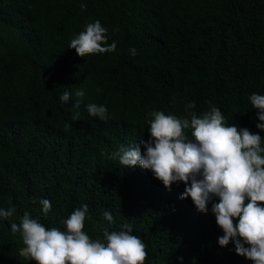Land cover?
I'll return each instance as SVG.
<instances>
[{
  "label": "trees",
  "instance_id": "obj_1",
  "mask_svg": "<svg viewBox=\"0 0 264 264\" xmlns=\"http://www.w3.org/2000/svg\"><path fill=\"white\" fill-rule=\"evenodd\" d=\"M95 21L116 50L82 59L70 42ZM253 93L264 95V0H0V209L15 208L0 218V264H35L11 231L25 212L64 230L61 221L84 204L92 239L129 224L147 246L145 264H251L232 242L219 246L217 198L198 212L180 199L183 183L166 190L111 154L132 145L143 152L149 114L188 118V102L197 115L215 105L229 125L264 138ZM89 103L104 105L109 120L90 117ZM42 199L51 202L46 216Z\"/></svg>",
  "mask_w": 264,
  "mask_h": 264
},
{
  "label": "clouds",
  "instance_id": "obj_2",
  "mask_svg": "<svg viewBox=\"0 0 264 264\" xmlns=\"http://www.w3.org/2000/svg\"><path fill=\"white\" fill-rule=\"evenodd\" d=\"M85 8L81 4V9ZM69 48L84 59L114 52L116 43H108V29L95 21L71 40ZM129 51L136 54L134 48ZM74 95L77 99L73 108L78 109L85 91L76 90ZM70 97L65 91L60 100L68 103ZM249 100L259 121L256 128L264 131V95L253 93ZM85 107L90 117L102 122L110 118L104 105L89 103ZM195 107L194 102L185 105L188 118L152 111L148 121L150 139L141 142L144 151L133 145L121 146L111 158L124 168L139 166L150 171L166 190L183 183L180 199L190 198L198 212L207 213L209 203L217 198L219 202L212 203L211 212L223 232L218 238L219 246L232 242L236 255L251 264H264V138L229 125L215 105L210 104L202 115H197ZM79 118L78 111L71 117L73 121ZM70 128L65 124L66 130ZM39 203L46 216L52 210L51 202L42 199ZM14 212V207L0 209V218L8 219ZM89 218L88 205L84 204L61 221L64 230L48 229L25 212L19 224H11V231L22 237L20 254L35 264H145L147 246L132 234L129 224L118 231L105 229L103 240L92 239L83 230ZM104 219L109 224L113 222L108 211Z\"/></svg>",
  "mask_w": 264,
  "mask_h": 264
}]
</instances>
